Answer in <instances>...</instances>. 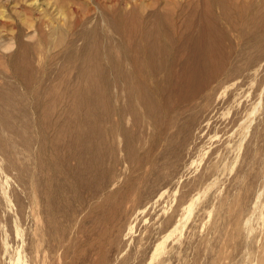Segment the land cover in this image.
<instances>
[{"label": "rangeland", "instance_id": "1", "mask_svg": "<svg viewBox=\"0 0 264 264\" xmlns=\"http://www.w3.org/2000/svg\"><path fill=\"white\" fill-rule=\"evenodd\" d=\"M203 1L0 0V264H264V0L212 4L230 55L167 117L82 94L103 10L180 25Z\"/></svg>", "mask_w": 264, "mask_h": 264}, {"label": "bare ground", "instance_id": "2", "mask_svg": "<svg viewBox=\"0 0 264 264\" xmlns=\"http://www.w3.org/2000/svg\"><path fill=\"white\" fill-rule=\"evenodd\" d=\"M217 1L204 0L201 4H193L194 7L183 14L185 19L180 25L172 11L156 12L148 21L136 3L128 13L119 9L120 12L110 15L103 10L102 14L108 17L114 33L103 35L101 39L96 38L93 47L89 49L91 51L85 59L83 70L87 89L82 94L87 98L104 101L106 107L109 99L118 97V90L124 86L128 94L138 93V100L146 110L157 112L159 119L168 116L173 99L192 97L194 100L208 83L217 80L230 55L228 30L221 23L223 17L214 15L212 10L215 8L211 9ZM223 4L231 8L241 7V4ZM248 4L244 7L246 10H256L255 6ZM115 5L119 6L120 2ZM88 14L85 11L80 13L73 23L82 24ZM229 18L228 27L233 28L236 22L245 20L241 12L238 17ZM72 24L68 29L72 28ZM53 30L61 37L65 35V28L59 26ZM97 30L93 29L92 34ZM114 40H117L116 44ZM10 66L14 71L13 76L19 77V80L28 75L29 67L21 60L15 58ZM114 88L117 92H114ZM185 102L187 99L183 104Z\"/></svg>", "mask_w": 264, "mask_h": 264}]
</instances>
